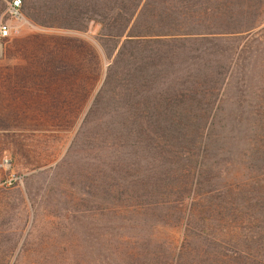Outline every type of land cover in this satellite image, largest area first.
<instances>
[{"label": "rangeland", "instance_id": "374dc122", "mask_svg": "<svg viewBox=\"0 0 264 264\" xmlns=\"http://www.w3.org/2000/svg\"><path fill=\"white\" fill-rule=\"evenodd\" d=\"M214 1L140 0L125 31L113 37L119 28L109 29L105 23L119 19L113 0H21L18 21L5 13L8 0H0V22L12 26L10 37L0 40V62L25 61L33 54L56 65L63 64V58L82 60L65 46L71 40L69 44L81 41L88 52L94 51L90 61L98 67V72L78 77L85 86L71 88L74 93L66 102L63 84L43 89L51 93L49 115L32 111L34 117L20 113L2 120L28 124L25 131L0 134V264H123L125 257L114 253L117 247L127 248L124 245L133 254L129 264H189L190 256L197 264H264V0H252L258 7L255 18L263 22L247 35L221 32L246 26L250 9L234 16L204 12ZM79 5L94 19L103 17L102 26L80 17ZM130 5L128 0L120 3L125 6L119 9L123 17ZM94 10L100 16L93 15ZM66 16L80 27L63 28ZM177 22L182 27L174 29L180 33L201 34L207 27L226 39L214 40L222 52L215 46L202 50L200 58L208 64L203 77L186 79L188 89L200 93L194 98L207 104L206 109L199 106L201 111L190 110L186 131L194 137L181 154L187 161L162 152L177 149L174 140H163L162 123L161 128L144 129L139 115L142 128L133 129L130 114L141 104L125 106L128 92L122 88L128 84L115 70L103 84L106 67L117 60L116 51L130 27L137 33L172 34L165 31ZM28 33L35 36L30 42L17 38ZM180 39L199 47L206 43L203 38ZM15 40L28 43L24 59L22 52L11 58L3 55V48ZM195 55L189 51L185 57L194 61ZM168 84L164 89L172 96V81ZM41 98L37 95V102ZM199 133L200 143L195 141ZM170 159L187 162L189 176L184 171L180 182L190 183L194 195L175 185L177 174L168 168L174 163H165ZM166 168L173 185L170 194L160 195L156 177ZM115 190L132 197L131 202L162 198L168 203L127 210L125 201L115 199ZM192 196L189 206L186 198ZM189 227L193 235L185 236Z\"/></svg>", "mask_w": 264, "mask_h": 264}, {"label": "trees", "instance_id": "16d2710c", "mask_svg": "<svg viewBox=\"0 0 264 264\" xmlns=\"http://www.w3.org/2000/svg\"><path fill=\"white\" fill-rule=\"evenodd\" d=\"M113 1L114 7L117 9L116 11L119 19H113V21L105 23H107L106 27L109 29H115L117 27L119 28V33L116 32L118 34H113V37H117L121 33H123V31H125V29L127 28L129 22L133 17L134 12L137 11L140 5V0H128L129 3L131 1V5L127 11L126 17H123L120 14L119 10L122 8L125 9V6L119 7L120 3L122 4L124 0ZM82 3L83 5H85L84 2ZM101 4L103 3H99V5ZM78 8L80 10L78 12V15L80 17H84V19L86 20H96L93 16H88L86 14L84 6L79 5ZM188 9H190V6ZM248 9L250 10L248 11ZM257 10L258 7L254 4V2H252V0H249L248 2L247 0H216L214 2H211L210 4H207V6H205L204 8V12L211 11L215 14H226L228 16H234L235 14H242L243 11H248V14H251L252 17L247 18L248 24L246 26H244L240 30H230L228 32H221L224 34L245 33L246 35L247 33H250V30L258 27L263 22L257 21L258 19L255 18L257 17ZM168 12H166V14ZM75 13L76 12L74 10V15ZM92 13H94L93 15L100 16V13L96 10H94ZM245 16L247 17V14ZM73 19L74 18L72 16H66L63 22V28L78 29L80 26L76 25L73 22ZM102 19L103 17L100 21L96 20L101 24V26ZM81 27H83V25ZM171 27L172 28H169L165 32H172V34H158L156 33V31L153 30V32L150 31L145 33H137L131 31L130 27V30L127 32L128 35H126V37L121 41V45L116 51L115 58L113 59V61L116 59L117 60L106 67L105 74L103 77V84L107 83L108 80L111 79L110 72L112 70H115V72L120 76L118 79H123L126 84H128V86L125 85L122 88V92H128V98H125V106L132 107L131 102L133 104H141V106L133 107L136 112L130 114V116L132 117L130 124L132 125L133 129H135L136 127L142 128L141 126H139V118L137 117L139 115L140 118H142L144 121V129H147V127L154 126L160 127L162 123L163 128L160 127V133L163 136V140L166 143L174 140L177 144V149H175L173 152L165 149H163L162 152L164 151L165 153L167 152L166 154H172L176 158L185 159L181 154L184 153V151L185 153L187 152V146L185 145H187L186 143L189 142V138H192L193 140L194 137V135H191L192 132L186 131V127L190 125V121L192 119V116H189L191 115L190 110L195 107L196 109H198L196 111H201L200 107H203L204 109H206L207 107V104H205V102L196 100L194 98L196 94L200 93L195 90H189L187 87V81H190V75L197 74L196 77H203L204 75V69L208 66V64L207 61L204 62L203 59L200 58L202 57L201 54L204 53V51L202 50L212 51L215 50V46L217 51L222 52L224 51L223 47L218 46V44H216L214 40L226 39L212 35V32H209V28L207 27L203 28V32L201 34L180 33L177 29H174V27H182V25H180V22L173 24ZM263 30L264 28H261L260 32H262ZM158 35H163L165 37H160ZM189 36L193 38H203L205 39L206 43L199 47L195 44L188 45L187 41H185L184 39H180L191 38ZM22 38L27 41L29 40L30 42V40L35 38V36L29 35ZM7 39L8 38H3L2 40ZM235 39H238V37H235ZM68 42L72 43L73 41L69 40ZM26 43L27 42L23 43L20 40L11 41L10 44H7V46L3 48V55H5L6 58H11L14 57L15 53L22 52L20 54L21 59H24V56H22V54L24 53L23 51H25L27 48L28 43ZM69 43H67L65 46L74 49L76 53H78V55L82 57V60L78 58L76 61H70L65 60L63 58V64L56 65L50 62H45L44 60L38 58L36 54H33L32 57L29 58V60L17 62L33 67V69L30 71V77L34 80L30 81L34 82V89L37 91V94H39L40 91L45 88H58L59 85L63 84V87H65L66 89V95H63V102H66L68 101L67 97H69L70 94L74 93L73 89L71 88L76 86H85L84 84H81V82L85 83V80L80 79L78 77L87 76L90 71L95 70L96 72H98V67L94 68L93 65H91L90 61V58L92 57V53L94 51L91 50L92 52H88L85 48L82 47L81 41H77L76 44ZM229 48H231L232 52L236 50L235 45H231L229 46ZM189 51H196L194 61L185 57V54ZM214 52L215 51H213L212 53ZM221 54L222 53H220L219 55ZM65 55L66 53L63 49V56ZM195 58H198V61L195 60ZM217 62L218 64L216 66L218 67L220 66L221 62H219V59ZM186 79L188 80L186 81ZM170 81H172L173 84V88H171V91H174L171 93L172 96L168 95L169 93L166 92L167 89H164L165 87L170 86L168 84ZM182 85H184V87H182ZM89 86H92V84H90ZM139 87L142 89L140 91H137ZM130 90H133V94L131 95ZM43 95L46 96L45 101H42V99H40L39 102H36L33 106L32 111H34L36 114L43 112L42 115H45L46 113H48L49 115L52 110L51 93L44 92ZM48 98L49 101L47 100ZM98 102H102V100ZM97 103L96 101L93 102L95 107L99 106H96ZM213 104L214 101H212L211 106L208 108V115L212 111ZM38 108L42 111H39ZM22 116L27 117L24 115ZM86 116L87 113H85V117ZM198 116L193 117L197 118ZM27 124L28 123L26 121H22L21 123L8 122L5 127L9 129V131H25ZM191 125L193 126L194 123H192ZM164 129L167 132H164ZM202 139V133L195 135V141H198L200 143ZM113 142H115V138L113 139ZM185 160L187 161V159ZM186 161H181V159H170L168 162L165 163H174L173 167L168 166V168H173V170L177 174V180L175 182V185L177 186L182 184L181 187L184 189V192L187 195H189V192L190 195H194V190L191 191L189 188L190 183L188 184V186H185V184L180 182L184 171H186L189 176L190 170ZM168 168H166V170L161 174V176L156 177L159 183H161L162 185V191L159 192L160 195L170 194L169 191H171L172 189L171 185H173V176L167 173L169 171ZM114 196L117 201L123 200L127 203V210L137 209L150 204L157 206L166 205L168 203L167 200H162V198L158 200H147L143 201L142 203L138 201L131 202L132 197L129 198L127 197L128 195H126V193L117 190H115ZM192 198L193 196L190 198H186L188 200L189 206L190 202L194 200ZM177 200H181V198H178ZM259 206L261 207V205ZM121 209L123 208L121 207ZM187 231L188 233L185 234V236L193 235L192 227H189ZM180 246L181 245L178 246V250L180 249ZM124 247H127L128 249H122V247H117L115 249L114 255L116 258L125 257L121 262H123V264H129L133 260L131 247L129 245H124ZM113 261L111 260V262H108L107 260H98V262L94 261L93 264H118ZM189 264H197L193 256H190Z\"/></svg>", "mask_w": 264, "mask_h": 264}, {"label": "crops", "instance_id": "0c3cea01", "mask_svg": "<svg viewBox=\"0 0 264 264\" xmlns=\"http://www.w3.org/2000/svg\"><path fill=\"white\" fill-rule=\"evenodd\" d=\"M29 35L31 34H24L17 38ZM32 69V66L17 62H0V134L9 132V129L5 127L8 122H2L3 119L17 118L20 113L33 117L29 113L32 112L37 102V95L42 97V101L46 99L42 91L37 94L34 82L30 81L34 80L30 77ZM47 100L49 101V98Z\"/></svg>", "mask_w": 264, "mask_h": 264}, {"label": "built area", "instance_id": "2783aa9c", "mask_svg": "<svg viewBox=\"0 0 264 264\" xmlns=\"http://www.w3.org/2000/svg\"><path fill=\"white\" fill-rule=\"evenodd\" d=\"M5 13L12 20H20L22 18L21 0H8L6 3ZM11 29L12 26L7 21L0 22V39L9 37ZM7 164V160L2 161L3 166H7Z\"/></svg>", "mask_w": 264, "mask_h": 264}]
</instances>
